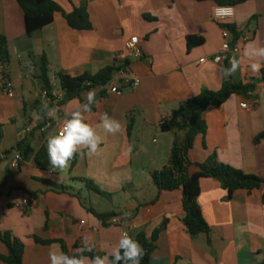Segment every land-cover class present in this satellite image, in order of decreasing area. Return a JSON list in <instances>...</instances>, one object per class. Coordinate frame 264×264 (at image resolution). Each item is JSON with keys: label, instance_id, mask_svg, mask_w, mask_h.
<instances>
[{"label": "crops", "instance_id": "1", "mask_svg": "<svg viewBox=\"0 0 264 264\" xmlns=\"http://www.w3.org/2000/svg\"><path fill=\"white\" fill-rule=\"evenodd\" d=\"M55 1L65 13L82 3ZM238 1L241 3L234 6L235 16L229 23L245 28L250 38L235 57L240 67L233 76L255 90L250 100L234 95L220 109L206 113V134L196 137L191 158L206 161L214 155L219 163L256 176L263 184L250 194L239 190L228 196L214 180L202 179L198 205L210 233L197 237H191L182 223L181 192H165L154 202L157 189L150 174L167 164L176 138L173 132L161 130L160 118L165 115L169 124L180 103L204 89H221L223 65L208 60L222 45L221 27L212 19L216 3L87 0L91 30H72L58 14L52 24L28 36L16 0L0 1V36L7 40L10 54V88L0 79V230L11 231L23 243L22 264H50V253L62 251L58 243L38 245L34 237L61 240L71 253L76 244L84 247L88 238L91 250L103 256L123 231L133 238L141 233L150 238L164 219L168 222L155 243L151 264L264 263V141L254 142L264 132V68L253 73L250 65L258 58L246 55L250 46L264 47V0ZM188 36L201 38L203 44L188 49ZM133 37L139 38L143 57L128 58L126 66L140 79L139 86L121 87L115 94L106 90L104 96L101 89H95L96 101L85 114L101 137L97 153L84 149L67 169L38 170L34 156L42 146L47 148V138L55 134L47 125H62L77 102L86 103L89 92L62 107L53 103L49 108L58 111L47 115L37 73L41 57H46L55 84L59 72L82 77L125 64L116 56ZM203 58L207 61L201 63ZM14 60L18 67L13 73ZM28 63L33 70L28 69ZM115 78L113 74L112 80ZM244 101L249 103L246 110L240 108ZM103 113L121 123L120 132H105L100 121ZM28 125L36 126L30 148L20 154L19 167L12 170L15 151L3 154L29 138ZM43 181L69 187L96 212L115 213L116 217L104 227L76 197L55 193ZM86 183L103 195L89 191ZM5 254L7 249L0 242V255Z\"/></svg>", "mask_w": 264, "mask_h": 264}, {"label": "trees", "instance_id": "2", "mask_svg": "<svg viewBox=\"0 0 264 264\" xmlns=\"http://www.w3.org/2000/svg\"><path fill=\"white\" fill-rule=\"evenodd\" d=\"M1 1V0H0ZM217 6H236L241 3L238 0H212ZM24 14V23L26 34L30 36L35 31L41 30L53 23L54 17L60 14L66 21L67 25L75 31H88L92 26L87 12V0H82L81 6L74 8L71 13H65L61 6L55 0H16ZM231 30L234 39L238 34L233 26H228ZM203 44V40L199 37L188 36L186 38V46L188 49L199 47ZM127 62L123 65L126 66ZM9 66L10 55L8 52V44L5 37L0 36V79L1 84L7 87L9 84ZM48 62L45 56L41 57L38 79L42 82V89L49 93L53 90H58L62 97L57 100V105L62 107L68 102L80 98V96L89 90L101 89V94H106L105 87L110 84L113 74L122 66H112L105 68L95 75H84L82 77H70L59 72L55 74L56 85L52 84L49 77ZM231 64H224L223 68H230ZM57 87V88H56ZM2 89V86H1ZM255 87L253 85H243L234 79V76L225 78L222 73V86L219 91L202 90L197 96L192 97L178 106L174 112V120L169 124L161 126L163 132H173L176 135L175 141L170 149L167 164L160 170L150 174L152 183L157 189V196L154 202L160 199V196L165 192L180 191L182 195V210L184 217L182 223L186 231L191 237L199 235H208L210 228L202 216L201 209L198 205V197L200 194V181L202 179H212L217 182L220 187L231 196L236 191L242 190L251 193L257 190L263 184V181L252 175H247L240 170H236L225 164L217 161L216 156L209 157L206 161L192 159L196 137L206 134L205 115L209 111L220 109L221 106L231 96H241L246 100L252 99V93ZM55 100L50 99L48 105L51 106ZM38 129H41L38 126ZM127 134H130L128 127ZM30 137L19 141L14 148L3 154L7 156L11 151L21 154L25 149L30 148ZM3 140L2 124L0 122V143ZM264 141V132L259 134L254 142L260 143ZM78 158L75 155L71 161L73 164ZM1 161V158H0ZM34 165L38 170L48 172L52 169L46 146H42L34 156ZM55 193H66L76 197L81 205L88 210L96 219H98L104 227L109 225V221L116 217L115 213L101 214L90 207L87 200L82 199L78 193H73L72 189L63 185H58L50 181H43ZM86 188L96 194L103 193L94 188L89 187L86 183ZM167 219L154 230L152 236L148 238L145 234H138L136 239L144 249V256L141 264H151V255L156 248V241L159 234L166 228ZM34 241L38 245H52L58 243L61 250L65 253H71L67 250L66 245L61 240H44L34 237ZM0 242L5 245L7 254L0 255V262L4 264H22L24 256L23 243L14 236L11 231L0 230ZM74 249L79 250L85 256L93 257L101 255L85 247L76 244Z\"/></svg>", "mask_w": 264, "mask_h": 264}, {"label": "clouds", "instance_id": "3", "mask_svg": "<svg viewBox=\"0 0 264 264\" xmlns=\"http://www.w3.org/2000/svg\"><path fill=\"white\" fill-rule=\"evenodd\" d=\"M246 55L258 58L256 62L251 63L250 70L259 74L264 68V47L250 46ZM230 63V68L221 69L225 78L233 75L240 67L239 60L235 58ZM96 95L94 89L89 90L86 103L77 102L60 129L47 138V155L52 169H67L73 157L84 149L90 154H95L99 150L101 137L97 134L96 128L87 121L85 115L91 111ZM43 108L49 116L58 111V109L49 108L47 102L43 104ZM100 121L102 128L108 134H116L122 129L121 123L107 113L101 114ZM92 246L88 243V238H85L84 247L91 250ZM143 256L142 245L127 231H123L117 243L111 246V250L103 256L88 257L79 250L73 253L56 251L50 253V264H141Z\"/></svg>", "mask_w": 264, "mask_h": 264}, {"label": "built area", "instance_id": "4", "mask_svg": "<svg viewBox=\"0 0 264 264\" xmlns=\"http://www.w3.org/2000/svg\"><path fill=\"white\" fill-rule=\"evenodd\" d=\"M235 16V8L234 6L227 5V6H216L212 11V19L214 22L218 23L221 27V35H222V45L218 53L211 56L208 60L214 65H223L226 63L231 64V60L234 59L236 56L239 55L241 52L242 45L248 41L250 38V32L247 31L245 28H238L229 23ZM228 26H233L236 33L238 34L237 39H234V36ZM124 52L117 54L116 60L118 62H126L128 58H132L135 60H139L143 57V51L140 46V40L138 37H133L129 41L125 43ZM206 58L200 60L201 63L206 62ZM122 66L120 69L114 72L116 78L110 82L108 86L105 87V90H108L109 93L115 94L120 91L121 87H130V88H137L140 84V79L133 76L127 66ZM7 87L10 88V84H7ZM9 96H12L11 92H8ZM62 94L58 92V90H53L51 92V96L46 91H42L41 98L43 103H48L51 98H53L55 103L57 100H60ZM256 100H252V104L255 105ZM240 108L248 109L249 103L248 101H244L240 104ZM167 117L163 115L160 118V127L166 124ZM62 125L57 124H48L47 127L50 130H54L56 133ZM36 129V126L28 125L26 128V132L31 134ZM14 158L10 164V168L12 170H16L19 167V162L21 160V155L18 152H14ZM221 264V263H219ZM264 264V263H263Z\"/></svg>", "mask_w": 264, "mask_h": 264}, {"label": "rangeland", "instance_id": "5", "mask_svg": "<svg viewBox=\"0 0 264 264\" xmlns=\"http://www.w3.org/2000/svg\"><path fill=\"white\" fill-rule=\"evenodd\" d=\"M10 55V54H9ZM18 64H17V62L14 60V62H13V69H12V71H13V73L16 71V69H17V66ZM30 65H31V63H28V69H32L33 70V68H31L30 67ZM37 73H39V70H37ZM49 77H50V79L52 78V76H51V73H49ZM40 84H41V82L40 81H38ZM55 84L54 85H56V82H54ZM57 88V87H56ZM91 185H93V184H91V183H89V187H91Z\"/></svg>", "mask_w": 264, "mask_h": 264}]
</instances>
